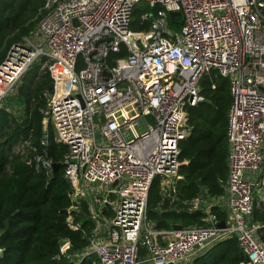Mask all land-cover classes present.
<instances>
[{"label":"built area","instance_id":"obj_1","mask_svg":"<svg viewBox=\"0 0 264 264\" xmlns=\"http://www.w3.org/2000/svg\"><path fill=\"white\" fill-rule=\"evenodd\" d=\"M142 4L151 9L136 21ZM44 10L37 31L0 65V107L45 60L53 87L44 132L52 124L68 149L67 223L81 228L72 215L85 203L94 224L91 244L69 261L82 264L94 254L97 264H194L236 237L247 256L241 264H264L262 225L253 222L264 167V0H47ZM172 12L181 16L171 19ZM176 19L178 31L170 26ZM212 75L229 80L232 97L224 194L183 202L192 205L184 210L204 212L202 225L158 229L148 218L151 186L160 178L163 196L175 193V206L176 182L189 164L181 159L189 108L205 101L202 81ZM41 146L21 147L31 149L27 164L50 179L47 135ZM215 208L227 215L225 228ZM65 241L63 255L71 247Z\"/></svg>","mask_w":264,"mask_h":264},{"label":"trees","instance_id":"obj_2","mask_svg":"<svg viewBox=\"0 0 264 264\" xmlns=\"http://www.w3.org/2000/svg\"><path fill=\"white\" fill-rule=\"evenodd\" d=\"M46 1L0 0V65L13 45L35 32ZM150 9L148 4L136 8V21L141 11ZM170 26L178 31L177 19ZM45 62L42 60L25 75L15 96L22 103V117H17L5 105L0 107V251H3L0 264H73L67 255H75L91 244L94 224L86 215L89 211L85 203L80 212L73 213L81 221V228L75 230L67 223L73 203L62 162L68 149L56 141L52 124L44 132L42 111L47 107V95L52 92L53 83ZM213 83L216 89H212ZM202 93L205 101L189 108L191 134L181 143V159L188 160L189 164L181 168L184 179L177 182L175 206L202 196L203 190L214 197L224 194L228 177V111L232 100L229 80L207 76L202 81ZM45 135L48 136L45 149L48 157L55 164H61L50 179L27 164L25 157L31 156V149L25 147L24 151L21 147L29 141L42 152L41 140ZM162 202L158 178L151 186L148 200V218L158 229L203 224V211H164ZM213 212L221 221L227 217L216 208ZM253 222L262 225L258 237L264 243V202H256ZM61 240L71 243L66 255L62 254ZM146 254L142 250L141 258ZM246 261L245 252L233 237L214 244L194 264ZM82 264H97V256L86 257Z\"/></svg>","mask_w":264,"mask_h":264},{"label":"rangeland","instance_id":"obj_3","mask_svg":"<svg viewBox=\"0 0 264 264\" xmlns=\"http://www.w3.org/2000/svg\"><path fill=\"white\" fill-rule=\"evenodd\" d=\"M43 15L41 16V19H40V21L42 20V18H43V16H44V13H45V10H44V8H43ZM40 21L38 22V24H37V26H36V30H35V32L37 31V27H38V25H39V23H40ZM34 33V32H33ZM32 33V34H33ZM31 34V35H32ZM30 36V35H29ZM28 37V36H27ZM23 40V39H22ZM52 65V63H48V66L50 67ZM46 66V65H45ZM44 66V67H45ZM60 78H61V76H60V70L57 72V79H58V82L60 81ZM51 94L49 93L47 96H48V100H49V96H50ZM47 103H48V101H47ZM8 109H9V111H11V112H13L17 117H22V115H23V107H22V103H21V101L19 100V99H17L15 96H13V97H9L6 101H5V104H4ZM184 179V178H183ZM260 193H264V190L262 191V192H260ZM215 197H218V196H215ZM212 198H214L213 196H212ZM213 200H211V201H209L210 203L212 202ZM260 201H258L257 200V204L259 203ZM82 210V208H80V211ZM189 213H192V212H189ZM86 215L87 216H89V212H87L86 213ZM72 221H73V223L74 224H77V225H79V224H81V221H78L77 220V218L74 216V214L72 215ZM92 221V220H91ZM259 224V223H258ZM71 248V247H70ZM77 253H79V252H77ZM80 253H81V251H80ZM142 264H152V262L151 261H143V263Z\"/></svg>","mask_w":264,"mask_h":264},{"label":"water","instance_id":"obj_4","mask_svg":"<svg viewBox=\"0 0 264 264\" xmlns=\"http://www.w3.org/2000/svg\"><path fill=\"white\" fill-rule=\"evenodd\" d=\"M170 16H171V19H174L175 17H180V16H181V13H175V12H172V13L170 14ZM52 87H53V84L51 85V88H52ZM60 167H61V164H54V172H55L56 170H58ZM198 184H200V182H198ZM202 193L205 194L206 192L203 190ZM174 196H175V193H174V192H171L170 197H167V198L164 199V201H163L164 203H163V206H162V209H163L164 211H167V210H169L170 208H173L175 211L179 212V211H181V210H183V209H189V208L192 207V205L187 204V203H179L177 206L173 207V205L171 204V199H172ZM83 201H84V199H81V200H80V202H83ZM219 227H220V228H225V227H226V223H225L224 221H222V222L219 224ZM175 228L179 230V229H181V226L177 225V226H175ZM65 243H66L65 240H61V241H60V247L63 248L64 245H65ZM2 253H3V251L0 252V254H2ZM146 258H147V260H149V259H150V255H148Z\"/></svg>","mask_w":264,"mask_h":264},{"label":"crops","instance_id":"obj_5","mask_svg":"<svg viewBox=\"0 0 264 264\" xmlns=\"http://www.w3.org/2000/svg\"><path fill=\"white\" fill-rule=\"evenodd\" d=\"M260 179H261V187L257 190V194H256V202H257V200L260 201V202H264V193H260V192H262V191L264 190V167H263V172H262V175H261ZM181 180H183V179H181ZM178 181H180V180H178ZM178 181H177V182H178ZM177 182H176V185H177ZM161 190H162V194H163V186H162V183H161ZM170 195H171V194H169V196L165 194V195L163 196V201H164L165 198L170 197ZM163 203H164V202H162V204H161V209H162ZM182 203H183V202H182ZM171 204H172V203H171ZM173 207H175V206L173 205ZM162 210H163V209H162ZM169 210H174V209H173V208H170ZM183 210H184V209H183ZM174 211H175V210H174Z\"/></svg>","mask_w":264,"mask_h":264}]
</instances>
